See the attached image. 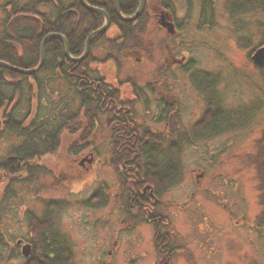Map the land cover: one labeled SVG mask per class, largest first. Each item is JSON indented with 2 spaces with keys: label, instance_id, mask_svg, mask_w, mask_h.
Instances as JSON below:
<instances>
[{
  "label": "rangeland",
  "instance_id": "374dc122",
  "mask_svg": "<svg viewBox=\"0 0 264 264\" xmlns=\"http://www.w3.org/2000/svg\"><path fill=\"white\" fill-rule=\"evenodd\" d=\"M8 1L11 0H0V35L7 17L3 4ZM68 1L61 0L63 4ZM149 2L150 5H156L159 0ZM227 3L226 6L217 7L216 16L220 23L213 33L197 30L198 27L194 25L197 18L195 6L192 21L182 31L184 41L181 48L173 49L177 57L181 56L179 52L184 53L181 64L184 67L179 69L180 64L171 66V69L174 68L171 94L176 99L178 114L181 115L176 123L179 127L176 134H184V138L179 151L173 153L168 150L172 141L155 144V154L165 164L169 162L175 167L176 175L172 177L171 185L167 187L164 183L165 188L158 183H149L156 190L157 197L162 199V205L157 210L168 220L161 230L168 231V234L170 230L178 232L181 241L175 242L176 246L181 249L184 243L186 247L181 253L172 256L170 262L174 264H264V164L260 163L264 157L261 152L264 139V94L259 89V84L264 80L261 76L264 66L257 67L250 57L257 47L264 46L258 25L264 23V9L243 12V19L239 11L232 12V6ZM176 7L174 17L179 20L185 7L182 1ZM45 8L38 9L43 12ZM228 14L233 17L230 18ZM156 18V15L150 14L143 21L147 25L136 42L144 45L153 38L159 44L156 47L158 50L164 32L159 29ZM246 22L249 28L243 29L242 24ZM109 30L116 31L115 25H111ZM130 39L126 41L130 42ZM132 46L135 43L124 44L127 49ZM138 48L135 55L144 57L143 51ZM89 51L97 59H104L112 53L117 56L121 66L119 76L110 70L100 72L106 76V81H111L115 86L116 80L122 81L129 77L130 80H138L149 73L151 59H147V54L139 66L133 59H127L123 52L113 50V46L106 42H99ZM154 57L157 58L155 54ZM99 63H93L92 67L98 68ZM111 63L114 69L115 64ZM200 71L203 72L201 75L205 74V81L211 82L209 86L202 83L198 89L192 85L191 79L198 81ZM45 77L48 79L42 84L39 94L51 97L50 101H56L59 95L69 112H76L80 99L74 95L72 88L53 72ZM146 80L149 79L144 77L141 82ZM126 93L121 94V97L130 98ZM209 101H213V108L218 106L223 111L226 125L222 130L195 136L191 131L197 127L196 121ZM137 110L139 119L145 120L143 127L152 124L154 130L161 131L160 125L151 123L156 121L153 109L148 110V117L144 115L142 105ZM106 124V117L101 115L90 129L82 127L77 133L65 131L57 150L41 160L47 162L53 173L49 175L45 171L40 174L31 187L21 189L23 193L20 187L16 195L10 192L12 196L4 212H0V215H6L0 218V232H3L0 234V264L23 263L20 251L14 245L27 234L28 217L22 213L32 212L36 219L40 218L50 200H54L57 205V210H54L56 230L67 246V252L71 254L72 264H152L158 261V248L153 238L161 225L154 227L139 221L131 227V222L128 224L127 220L131 218L132 212L124 208L127 194H98L102 189L120 186L125 191L130 187L129 183L124 182L127 175L121 177L119 174L120 169V173H123L124 166L118 164V171L107 159L120 151L112 148ZM17 143L7 132L0 138V161L6 159ZM81 143L83 147H80ZM92 151L96 156L92 165L87 162L86 169H80V157H90ZM12 187L11 191L18 188L17 185ZM163 202L169 204L165 206ZM9 242L13 244L12 247L6 246ZM213 245L215 249L211 252L208 249Z\"/></svg>",
  "mask_w": 264,
  "mask_h": 264
},
{
  "label": "flooded vegetation",
  "instance_id": "af4514ba",
  "mask_svg": "<svg viewBox=\"0 0 264 264\" xmlns=\"http://www.w3.org/2000/svg\"><path fill=\"white\" fill-rule=\"evenodd\" d=\"M140 1L141 0H138L137 4L135 3V0L133 1L132 6H134L135 10L129 15L136 13ZM181 1L183 7H185V12L178 20V18L174 17V14L177 9L176 4ZM226 2H228V6H232L231 9L239 11V15H241V17L244 19L243 7L246 8L245 0H159V3L156 5H150L149 0H145L142 7V12L136 19L130 21L132 22V33L131 39L129 40L130 42L124 40L123 32L119 28L115 27L116 31H108L112 25L110 24L104 33L106 39L112 41L113 43H106L113 46V50L116 52H123L127 59H133V61L137 62L139 66H141L143 63L142 61L147 54L149 58H146L151 59V64H148L150 69L148 70V75L141 76L138 80H130V77L122 81L116 80L117 85L115 86L111 83V81H106V76L102 75L100 72L110 70L114 75L119 76V70L121 69V66L120 63H118L117 56L114 53L107 55V57L104 59H97L93 56V61L89 63L90 65L87 78L80 77L78 74H74L76 79L83 78V81L86 79L85 83H87V88L90 87L95 89V87L91 84L93 81H99L100 79L104 85L109 87L104 91L101 90L98 94V96H102V101H100L101 105L99 108L100 112L98 116L94 117L90 123L88 117H80L81 114L79 113V115H74V123L73 125H70L69 128H66L65 125H62V122H64L63 120L65 119L63 116L64 114L69 113V108L63 105V99L59 95H57V99L56 101L54 100V103L53 100L50 101L51 97L46 98V96H37L35 95V91L31 96H27V93L20 96L14 93L12 89L6 88L7 98H4L3 101L0 102V138H2V136L7 132L10 133L18 143L12 148L6 159L0 161V212H4V207L7 204L10 196H12L11 193H15L16 195L17 191H19V187L21 193H23L22 190H25L29 186L31 187L33 185V181H36L40 174L47 172L50 175V173H53V169L48 168L47 162L43 160V164L41 160L43 157H47L49 154H52L55 152V150H57V148L60 146L61 136L65 131L77 133L83 129L82 127L91 128V126L93 127V125L99 120L101 115L106 117V125L109 127V138H111V145L114 149L116 143L127 145L129 143L132 144V142L134 143L138 140H141L144 145H147L148 142L150 143L153 142V140H156L159 141L158 144L161 145V143L164 144L166 141L170 140L172 142L169 143L168 150L172 153L179 151V148H181L180 143L184 138V134H176V132L179 131V127L176 123L179 122L181 115L178 114L179 108L178 104L176 103V99H173V95L171 94V89L174 87V82L172 81V69L174 70V68L171 69V66H173V64H180L178 68H183L184 65L181 64H183L184 61V53L182 54V52H179L181 56L177 57L173 54V52H175L173 49L177 50L181 48L180 46L184 41L181 34L184 30V27H186L189 22L192 21L191 16L192 14H195V6L197 8V18L194 20V25L198 27L197 30H208L210 33H213L216 25L220 23V20H218L216 16L219 10L217 7H220L221 5L224 6ZM8 3H10V1L3 4V7L6 8V10ZM150 14L157 16L156 19L158 27L164 32V35L161 38V46L158 48L159 51L156 50V47L159 44H157L156 40H153V38L148 39V42L146 44L144 43V45H140L138 42H136V39L138 36H140L141 32L143 33L144 27L147 25V23L143 21L147 20L146 18ZM229 17L231 18L233 16L229 15ZM247 22L242 24L243 29L249 28ZM258 25L261 28H259L261 33H264V23H258ZM134 38L135 41L133 40ZM137 41H139V39H137ZM128 43H135V46L127 49L124 47V44ZM138 47H140L141 51H143L142 54L144 57H142V55H135L138 53ZM150 54L152 57H150ZM154 54L157 56V58L154 57ZM155 59H157V61ZM98 61L100 62L98 68H93L92 64ZM80 62L81 61H77L74 63L77 64ZM111 62L115 64L114 69H112ZM107 64L108 66L110 65L109 68ZM195 67L198 68V66ZM201 72L202 71L198 72L199 80H195L197 82L191 79L193 82L192 85H196V88L198 89L202 83H206V85L209 86V83L211 82L207 80L205 81V74L201 75ZM54 74L59 76V73L57 72ZM144 77L148 78L149 80L141 82L142 78ZM44 82L45 81H43V84L46 83ZM67 86H70V84L67 83ZM73 87L74 86L72 84V92L76 97H78L77 93L79 87L76 88V91H74ZM111 88H113L115 95H118V98L113 97L112 94H110L111 97L109 98V91ZM126 90L127 93L125 92ZM123 93L129 94L130 98L121 97V94ZM58 96L60 99H58ZM90 96L92 99L94 97L96 98L93 91L90 92ZM78 99L80 98L78 97ZM212 104L213 101L208 102L202 116L196 121L197 127H193V131H191L193 135H206L211 133V131H219L225 127L226 122L223 120V111L217 106V112H215L216 107L213 108ZM140 105L144 107V115L147 117L149 116L148 110L153 109V114H155L154 118L156 121L151 123L160 125L161 131H158V129L154 130V128L151 126L152 124L149 127H143L145 120L144 122L142 119L140 120L138 113L136 112L138 111L137 107L139 109ZM71 113L74 114L75 111ZM215 114H217L218 118H221L222 120L220 121L219 127L213 130H210L209 128L206 129L204 126L210 125V121H212ZM53 119H56L57 122L55 123ZM108 123L110 125H108ZM52 124H54V127H51ZM56 125L57 128H55ZM52 128L58 130L56 131L58 132V141L53 144V147L52 144L41 142V140H45L49 143L51 139L50 134L52 133ZM113 129L115 132H113ZM38 134H41L42 136L40 139H38L37 143L35 145L28 144V146H26L27 135ZM90 142H93V140ZM182 145H184V143H182ZM81 146L83 147L82 143L80 144V147ZM132 149L133 147L131 145L128 148V151H124L121 155H118L116 152H114L112 156L107 158L112 162L115 169L118 168V164H122V166H124L122 170L123 173H120V169L119 174L121 177L125 176L122 174L127 175L125 180L128 182H126L124 178L123 180L125 183H129L130 187L125 189V191H122L120 186L119 188L115 187L116 190L102 189L101 193L98 194L103 195L104 193L105 196L114 195L115 192H119V195H123V193L125 195L127 194L128 200H126L124 208L130 211V213L132 212L131 218L128 217L130 221L127 220L128 224L131 222V227H133L134 224H138L139 221L145 224H151L154 227L161 225L158 226L159 228H157L158 234L153 238V242L155 243L156 248H158V253H156L158 261L152 264H174L170 262V260H172V256L176 253H181L186 247L184 248L183 242L181 249H179L180 247L176 246L175 242H178L179 240L181 241V239L178 237V235H180L178 232L176 233L170 230L171 233L168 234V231L161 230V228L167 225L168 220L162 216L161 211L157 210L158 206L162 205L160 204L162 199L157 197L156 190L153 188V185L149 183V179L145 178V174L148 170V165L146 164L150 163V161L147 160V150L140 154L141 152L138 151L137 148L134 147V149ZM89 156L90 157L82 155L80 157L78 161V166L80 169H86L87 162L89 165H92L96 157L94 151L90 152ZM120 158L123 160L121 163H119ZM175 175H173L174 178ZM149 176L150 175L147 173V177ZM13 184H16L18 188L11 191L10 189L13 188L12 186H16ZM47 204L48 207L40 216V218L37 217L36 219V216H34L32 212L30 213L26 211V213H22V215L24 214V216L28 217L27 234L26 236L18 239L14 244L15 247L20 251L19 256L23 259L22 264L28 262L31 259L33 252L37 248H40V245L52 246L55 249L59 248V252L60 245H64V241L62 237L58 235L56 230L57 225H55L54 222V210H57V205L55 204L54 200H50ZM163 204L166 206L169 203L163 202ZM162 209H164V205L162 206ZM1 216L4 218L6 215H0V218H2ZM2 233L3 232H0V234ZM6 246L12 247L13 244L11 245L9 242L6 244ZM24 246H28L29 248V252L27 254L24 252ZM214 249L215 246L213 245V247L208 250L213 252Z\"/></svg>",
  "mask_w": 264,
  "mask_h": 264
},
{
  "label": "trees",
  "instance_id": "16d2710c",
  "mask_svg": "<svg viewBox=\"0 0 264 264\" xmlns=\"http://www.w3.org/2000/svg\"><path fill=\"white\" fill-rule=\"evenodd\" d=\"M86 1L90 5L94 7L97 6L108 13L111 24L115 25V27L123 32L125 41L131 38L132 22H124L117 17L113 8V0ZM133 1L134 0H119V7L124 15L128 16L135 10L134 6H132ZM137 2L138 0H135L136 4ZM245 4L246 8L243 7V12L264 9V0H245ZM43 6L46 7V11L41 12L38 8ZM6 7L10 9L6 11V8L3 7L7 17L4 20L3 32L0 35V60L21 68L33 69L38 64L40 60V43L47 33L56 32L63 35L69 44V53L73 57H77L83 52L88 34L97 29V27L101 26L104 22L100 13L87 10L81 5L79 0H69L66 4H63L61 0H32L26 2L11 0ZM235 11L237 10L232 9V12ZM262 35V43L264 44V33H262ZM99 42L113 43L106 39L105 33H101L92 38L90 48L92 49L94 46H97ZM44 45V60L42 67L33 74L24 75L0 66V102H2L4 98H7L6 88L12 89L14 93L20 96H22L23 92H26L27 96H31L34 91L35 95L39 96L43 81L46 82V79H48V77L45 76L52 72H57L66 83L70 84V87L73 84L74 91L79 87L77 93V96L80 98L78 109L74 114L71 112L64 114L63 117L65 119L62 125L69 128V126L74 123V115H79V113L81 114L80 117H88L89 123L92 122V119L97 117L100 112L99 108L102 96H98V94L101 90L104 91L109 87L104 85L100 79L99 81H93L91 84L95 89L90 87L87 88V83H85L86 79L84 81L83 78L76 79L74 74L87 78L89 63L94 59L93 55L89 51L88 57L76 64L65 55L64 44L58 37L48 38ZM261 76L264 78V73H262ZM49 77L52 78L50 75ZM259 86L264 94V80ZM92 91L96 98H91L90 92ZM110 94L118 98L113 88L110 89L109 95ZM110 97L111 95L109 98ZM215 112H217V108ZM53 120L55 123L57 122L56 119ZM220 121H222L221 118H218V115L215 114L212 121H210V125L204 127L210 130L217 129L220 125ZM51 127H54V124H52ZM55 128H57V125ZM51 130L52 133L50 134L51 139L49 143L45 140H41V142L52 144L53 147V144L58 141V132H56L58 130L54 128ZM113 132H115L114 129ZM41 136V134L27 135L26 146H28V144L35 145ZM158 142L159 141L153 140V142H148L147 145H144L141 140H138L137 142H132V144L129 143L127 145L116 143L114 147L117 151H120L118 155H121L124 151H128L131 145L133 149L134 147L137 148V150L141 152L140 154L147 150V160H149L150 163L146 164L148 165V170L145 174V178L149 179L151 183H158L159 186H163L162 188H164L165 184L168 187V185L173 183L172 177L175 175V167L171 166L169 162L165 164L161 157L155 154V144H158ZM261 152L264 154V139L262 140ZM122 161V158H120L119 163ZM260 163L261 165L264 164V157ZM147 173L150 175L149 177H147ZM39 247L40 248H37L33 252L31 259L24 264H72L71 254L67 252V246L60 245V252L59 248L55 249L52 246L40 245Z\"/></svg>",
  "mask_w": 264,
  "mask_h": 264
},
{
  "label": "water",
  "instance_id": "95a60500",
  "mask_svg": "<svg viewBox=\"0 0 264 264\" xmlns=\"http://www.w3.org/2000/svg\"><path fill=\"white\" fill-rule=\"evenodd\" d=\"M82 4V6L84 8H86L87 10L89 11H92V12H99L101 13L103 16H104V21L105 23L97 28V30H94L92 31L88 36H87V39L85 41V47L83 49V52L81 53V55L77 56V57H73L70 53H69V50H68V47H69V44H67V41L65 39V37L61 34H58V33H50V34H47L44 36L43 40L41 41L40 43V61L39 63L35 66V68L33 69H28V68H20V67H16V66H12L10 64H8L7 62L5 61H1L0 60V66L1 67H4V68H7L11 71H15L17 73H20V74H33L35 73V71L39 70L42 66V63H43V60H44V56H43V51H44V43L45 41L50 38V37H55L57 36L64 44V48H65V55H67L72 61L74 62H79V61H82L84 59H86L88 57V53H89V49H90V40L96 36L97 34H100L104 31H106V29L108 28V25L110 24V21H109V16H108V13H106L104 10H101L99 9L98 7H94V6H91L86 0H79ZM144 1L145 0H141L140 1V4H139V7H138V10L136 11L135 14L133 15H128V16H125L123 15V13L121 12L120 10V7H119V0H113V5H114V10H115V13L117 15V17L124 21V22H129V21H133L134 19H136L139 14L142 12V7H143V4H144ZM252 60L253 62L255 63V65H264V46L262 47H259L253 54H252ZM24 252L25 254H27L29 252V248L28 246H24Z\"/></svg>",
  "mask_w": 264,
  "mask_h": 264
},
{
  "label": "bare ground",
  "instance_id": "6f19581e",
  "mask_svg": "<svg viewBox=\"0 0 264 264\" xmlns=\"http://www.w3.org/2000/svg\"><path fill=\"white\" fill-rule=\"evenodd\" d=\"M81 3V2H80ZM82 5V4H81ZM52 33V32H51ZM56 33V32H55ZM54 33V34H55ZM47 34H50V33H47ZM55 37H57V36H55ZM51 38V37H50ZM259 89H260V87H259ZM260 90H262V89H260ZM239 111H241V110H239ZM241 113L243 114V112L241 111Z\"/></svg>",
  "mask_w": 264,
  "mask_h": 264
}]
</instances>
